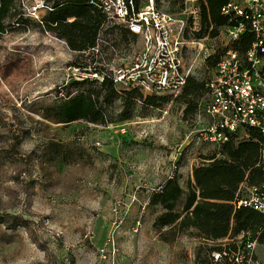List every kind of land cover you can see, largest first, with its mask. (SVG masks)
Listing matches in <instances>:
<instances>
[{
	"label": "rangeland",
	"instance_id": "374dc122",
	"mask_svg": "<svg viewBox=\"0 0 264 264\" xmlns=\"http://www.w3.org/2000/svg\"><path fill=\"white\" fill-rule=\"evenodd\" d=\"M62 1L15 0L0 31V264H202L213 248L235 247L241 237L216 244L194 230L159 232L156 219L165 210L150 203L177 177L181 210L193 169L219 158V146L202 142L178 155L199 129L205 87L188 96L185 89L157 95L168 99L158 106L138 101L127 120L121 93L103 102L105 124L55 118L54 107L99 89L100 81L84 82L85 66L109 63L114 49L125 57L141 41L108 21L100 52L71 50L44 20ZM184 2L156 0V7L178 12ZM213 30L220 32L201 26V37L219 53ZM212 70L203 63L191 78L204 86ZM192 101L197 107L188 114Z\"/></svg>",
	"mask_w": 264,
	"mask_h": 264
},
{
	"label": "built area",
	"instance_id": "2783aa9c",
	"mask_svg": "<svg viewBox=\"0 0 264 264\" xmlns=\"http://www.w3.org/2000/svg\"><path fill=\"white\" fill-rule=\"evenodd\" d=\"M86 1L106 16L107 23L116 22L141 39L139 49L125 57H119L114 49L109 63L84 68V79L100 83L112 80L118 93L134 90L149 96L178 95L189 77L218 54L205 46L207 38L201 37L198 0H185L178 12L170 13L157 9L156 0H139V6L136 0ZM221 15L227 19L217 37L222 51L212 78L206 82L208 99L198 114L199 129L195 135L186 136L178 155L194 142L221 148L238 131L244 132L241 139H247L246 130L253 128L263 138L258 166L264 169V0H229ZM249 33L254 41L246 53H241L234 43ZM99 47L100 38L87 52H100ZM177 170L175 164L172 172ZM237 197L235 208H251L264 216V180L254 187L241 185ZM240 237L235 247L213 250V263L264 264V240L250 242Z\"/></svg>",
	"mask_w": 264,
	"mask_h": 264
},
{
	"label": "trees",
	"instance_id": "16d2710c",
	"mask_svg": "<svg viewBox=\"0 0 264 264\" xmlns=\"http://www.w3.org/2000/svg\"><path fill=\"white\" fill-rule=\"evenodd\" d=\"M14 1L0 0V31L4 30V20L9 18L14 10ZM228 1L201 0L202 27L205 30L211 26L220 28L227 24V19L221 15V8ZM136 2L139 6V0ZM44 20L47 22V31L57 35L61 40H66L70 49L76 52L93 49L100 38V31L107 23L106 16L86 0H63L52 8ZM124 31L130 34L127 30ZM210 34L215 37L219 33L213 30ZM253 41L254 37L251 33L245 34L234 43V48L246 53ZM220 55L218 53L207 60L212 69L219 63ZM84 82L91 83L88 79ZM204 87L207 93L206 84L204 86L198 84L195 79L189 77L184 94L188 96ZM121 95L124 120L131 118L138 101L145 99V103L151 106L160 105H157L158 101L162 103L168 101L166 97L159 96L145 98L143 94L134 90ZM122 96L116 91L113 81L106 79L100 83L99 89L83 90L63 104L54 107L53 111L60 124L72 123L80 119L105 124L107 121L105 109L102 107L103 102L111 103ZM191 105L188 114L196 110L197 105L194 101ZM246 131L249 138L241 139L244 132L238 131L237 134L231 135L229 142L221 146L219 158L215 156L193 169L194 183L191 180L187 184V198L181 210L178 209V202L184 190L180 187L177 177L168 180L161 187L160 192L151 196L150 203L162 206L165 210L156 219L155 225L159 232L169 228L168 232L175 235L178 231L194 230L198 237L214 242L228 237L238 239L240 236L250 242L264 240V216L251 208L237 209L233 204L238 198L241 185L254 187L264 180V169L258 166L263 138L256 129ZM164 240L168 241L166 237ZM213 250L223 249L213 248ZM202 264L214 263L209 256V261Z\"/></svg>",
	"mask_w": 264,
	"mask_h": 264
},
{
	"label": "crops",
	"instance_id": "0c3cea01",
	"mask_svg": "<svg viewBox=\"0 0 264 264\" xmlns=\"http://www.w3.org/2000/svg\"><path fill=\"white\" fill-rule=\"evenodd\" d=\"M191 180H192V182L194 183V178H193V174H192V176H191Z\"/></svg>",
	"mask_w": 264,
	"mask_h": 264
}]
</instances>
